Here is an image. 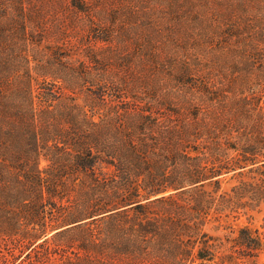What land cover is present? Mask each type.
Here are the masks:
<instances>
[{
  "label": "trees",
  "instance_id": "16d2710c",
  "mask_svg": "<svg viewBox=\"0 0 264 264\" xmlns=\"http://www.w3.org/2000/svg\"><path fill=\"white\" fill-rule=\"evenodd\" d=\"M261 211L264 0H0V264H264Z\"/></svg>",
  "mask_w": 264,
  "mask_h": 264
},
{
  "label": "rangeland",
  "instance_id": "374dc122",
  "mask_svg": "<svg viewBox=\"0 0 264 264\" xmlns=\"http://www.w3.org/2000/svg\"><path fill=\"white\" fill-rule=\"evenodd\" d=\"M69 23L66 21H63V23H57L56 26L59 29V31L56 34V37L58 36L59 38V45L63 47L62 49H68L71 47V51H73V56L74 57H82L84 56L85 51L87 50H92V51H100L101 47L103 46L102 42L99 41H93L89 36H88V23L85 25L83 24H78L74 28L69 27ZM47 27H50V24L46 25ZM47 39V38H46ZM48 41V40H47ZM49 41H53V38H49ZM48 43V42H47ZM46 45V41L41 42L39 48H43ZM68 52L67 50H65ZM83 58V57H82ZM86 58V57H85ZM87 59V58H86ZM88 62V60H87ZM110 73L114 74H120V75H125L127 76V72L125 71H119L112 68H110ZM59 83V82H58ZM45 162L42 161L41 164L43 165ZM224 187L227 186V184H223ZM263 211L261 212H252V216L249 217L247 215H240L237 219L233 220L230 218L228 221L231 223L233 226H237L240 224H251L253 226H258L260 227V224L262 223V216H263ZM226 224V223H225ZM212 224L207 225V230L210 232L220 234L225 232V229L221 228L219 230H214ZM51 233V232H50ZM49 233V234H50ZM10 246V245H8ZM7 247L4 242L0 243V249H4ZM264 260V257L262 258Z\"/></svg>",
  "mask_w": 264,
  "mask_h": 264
}]
</instances>
